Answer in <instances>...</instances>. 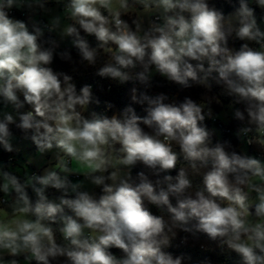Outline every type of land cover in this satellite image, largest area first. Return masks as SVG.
Instances as JSON below:
<instances>
[{"label":"clouds","instance_id":"1","mask_svg":"<svg viewBox=\"0 0 264 264\" xmlns=\"http://www.w3.org/2000/svg\"><path fill=\"white\" fill-rule=\"evenodd\" d=\"M223 2L232 10L218 0H0V149L11 154L0 160V264H212L169 251L201 235L240 264H264V0ZM46 32L71 38L79 60ZM57 56L74 72L130 82L129 105L92 110V85L54 70ZM154 76L204 91L153 95ZM214 85L256 154L207 126L227 116L214 112ZM13 128L42 171H30L32 157L13 165Z\"/></svg>","mask_w":264,"mask_h":264},{"label":"trees","instance_id":"2","mask_svg":"<svg viewBox=\"0 0 264 264\" xmlns=\"http://www.w3.org/2000/svg\"><path fill=\"white\" fill-rule=\"evenodd\" d=\"M218 6L222 7L226 13L232 10L231 6L224 3L223 0H218ZM256 15L259 22L260 17L264 15V13H262L261 10L257 8ZM45 37L46 38L50 37L53 39L52 35L48 34L47 32L45 33ZM87 39L89 40V43L92 46H95L96 41L94 37H87ZM240 43H241L240 41H235V42L230 41V44H233V46L236 47L237 49L239 48ZM70 51L72 53L73 58L79 60L77 49H75L72 46ZM52 67L56 71L65 72L69 75H72L78 89L84 84L92 85L94 97L100 100L101 102L100 105L104 101H110L115 105V108L118 111V110H122L130 103V99L128 95V90L132 87V84L130 82L123 85H117L115 82L109 79L96 76L95 68L85 67L83 65H78L77 70L74 72L72 70L73 65L61 61L58 56L54 59ZM97 67H99V65H97ZM149 91L150 94L153 95L158 93L167 94L170 97V99L179 102L182 101L184 96L186 95H190L193 99H199L200 95L203 93L204 90L198 87H194L190 90H183L178 85L167 82L166 80L162 79L159 76H154L153 87ZM211 94L217 95L221 100L220 105L213 104L214 112L217 114L224 107L230 105L232 102V98L224 95L222 93V90L215 85L213 86ZM100 105L93 104L91 105V109L99 112ZM133 107L135 108L138 115L140 116L145 115V113L142 111L140 106L133 105ZM236 107H239V105H236ZM206 124L209 128L213 126L219 130L220 134L218 137L215 136L216 140H221V141L230 140L234 145H237L238 147L239 146L245 147L246 150L249 152V154H256V150L253 147L241 145V141L237 139L235 133L239 126V122L230 118V121L227 125H222L220 122L218 124H211L208 123L207 121ZM13 131L15 137L22 135L19 132V130H16L15 128H13ZM32 148L36 149L33 144H32ZM0 160L3 161L8 160V156L6 155V153L3 152L2 149H0ZM140 170H142L140 167L134 168L132 170L133 176H135L136 173ZM171 174L175 175L176 173L173 172ZM194 182L201 183V180L200 178H196ZM152 211L154 213L157 212V210L154 207H152ZM182 235L183 234H181V236ZM112 251L116 254H119V251L116 249H112ZM169 251L173 252V254L176 255L184 254L187 256H191L193 258V262L207 258L212 261V264H240L239 257L235 253L228 251H221L216 247L214 242L209 241L207 237L203 235L200 236L197 242L190 239L187 244L182 243L178 237L176 240L173 241V246L172 248L169 249Z\"/></svg>","mask_w":264,"mask_h":264},{"label":"rangeland","instance_id":"3","mask_svg":"<svg viewBox=\"0 0 264 264\" xmlns=\"http://www.w3.org/2000/svg\"><path fill=\"white\" fill-rule=\"evenodd\" d=\"M36 19H40L39 17H37ZM261 27L262 29H264V23H261ZM53 39H56L59 43H60V49H64V48H68L71 49L72 48V44H71V38H65L63 41L60 40L59 36L55 35V34H51ZM162 78V77H161ZM164 79V78H162ZM165 80V79H164ZM229 105H227L226 107H224L219 113L222 112H227V116L223 117V118H218L217 120L222 124V125H227L230 121L231 118V110L228 107ZM218 113V114H219ZM210 129H213L215 131V136L218 137L219 136V130L216 129L215 127L211 126ZM14 144H16L17 146H19L21 148V152L16 155L13 159V165L14 166H22L24 163H26V161L28 160L29 157L33 158V163L30 164L28 167L30 169V171H34V172H39L42 171L43 166H45L42 161L41 158H39L36 154V149L32 148V143L30 140H24L22 135L16 137V139L14 140ZM6 155L9 157V155L11 154H7ZM69 179H71L73 182H76L77 180H82L83 177H77V176H70ZM89 191H94L95 193L99 194L100 189L99 188H91V186L88 187ZM54 190H49V194H53ZM2 215V214H0ZM197 242V241H196Z\"/></svg>","mask_w":264,"mask_h":264},{"label":"built area","instance_id":"4","mask_svg":"<svg viewBox=\"0 0 264 264\" xmlns=\"http://www.w3.org/2000/svg\"><path fill=\"white\" fill-rule=\"evenodd\" d=\"M15 16L17 17V18H20V19H26L27 18V14L26 13H23V12H15ZM105 102L106 101H104L101 105H100V107H99V112H102V111H104L105 109H104V104H105ZM107 102H110V101H107ZM112 103V102H111ZM114 111H117V109L115 108L114 109ZM109 115H111L112 113L111 112H109L108 113ZM207 122L208 123H211V124H218L219 123V121L216 119V120H207ZM224 127H226V126H224Z\"/></svg>","mask_w":264,"mask_h":264}]
</instances>
